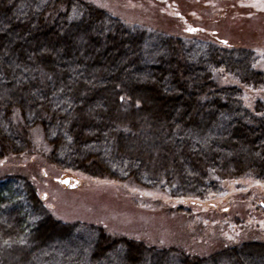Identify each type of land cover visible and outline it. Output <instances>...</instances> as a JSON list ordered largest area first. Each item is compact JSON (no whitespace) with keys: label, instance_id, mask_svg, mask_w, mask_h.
I'll return each instance as SVG.
<instances>
[{"label":"trees","instance_id":"obj_1","mask_svg":"<svg viewBox=\"0 0 264 264\" xmlns=\"http://www.w3.org/2000/svg\"><path fill=\"white\" fill-rule=\"evenodd\" d=\"M262 61L211 32L130 25L88 0H0V164L33 155L40 129L56 172L193 205L225 197L228 182L264 186V99L245 101L264 90ZM40 187L0 177V264H264L263 242L196 253L61 221Z\"/></svg>","mask_w":264,"mask_h":264},{"label":"rangeland","instance_id":"obj_2","mask_svg":"<svg viewBox=\"0 0 264 264\" xmlns=\"http://www.w3.org/2000/svg\"><path fill=\"white\" fill-rule=\"evenodd\" d=\"M88 1L130 25L175 35L192 26L217 35L228 46L246 47L264 56V0ZM257 67L264 72V61ZM224 82L237 84L228 77L220 83ZM257 98L264 99V90H245L247 106L251 107ZM31 139L37 154L8 158L0 164V177L18 174L31 178L41 186L42 195L46 193L43 197L46 206L61 221L95 223L113 235L161 246L178 243L196 253L245 242L264 243V186L255 181L228 182L225 197L211 198L198 206L130 183L96 181L56 172L43 156L49 148L41 130H34ZM67 178L70 184L65 186L62 181ZM181 205L191 208L196 216L186 218L170 211Z\"/></svg>","mask_w":264,"mask_h":264},{"label":"water","instance_id":"obj_3","mask_svg":"<svg viewBox=\"0 0 264 264\" xmlns=\"http://www.w3.org/2000/svg\"><path fill=\"white\" fill-rule=\"evenodd\" d=\"M62 184L68 186L70 184V179L67 178V179L63 180Z\"/></svg>","mask_w":264,"mask_h":264}]
</instances>
